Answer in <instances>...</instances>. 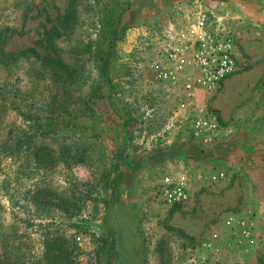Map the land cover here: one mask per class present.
Here are the masks:
<instances>
[{
  "label": "rangeland",
  "instance_id": "1",
  "mask_svg": "<svg viewBox=\"0 0 264 264\" xmlns=\"http://www.w3.org/2000/svg\"><path fill=\"white\" fill-rule=\"evenodd\" d=\"M78 1L73 30L56 40L80 76L67 84L17 52L46 53L43 32L68 0H0V28H11L3 49L16 54L0 62V145L18 127L31 135L33 120H24L31 114L51 129L30 145L55 156L35 163L33 149L0 150V264H264V0ZM106 7L124 27L108 83L81 50L97 39ZM197 8L234 37L241 61L214 94L194 92L221 126L205 146L171 123L178 85L153 81L147 67L162 32ZM62 148L72 159L83 153V162L60 158ZM216 169L224 178L193 179L189 199L168 215L156 188L163 174ZM229 215L250 223L251 243L230 234ZM53 236H62L61 257L58 248L50 255L45 240Z\"/></svg>",
  "mask_w": 264,
  "mask_h": 264
},
{
  "label": "built area",
  "instance_id": "2",
  "mask_svg": "<svg viewBox=\"0 0 264 264\" xmlns=\"http://www.w3.org/2000/svg\"><path fill=\"white\" fill-rule=\"evenodd\" d=\"M235 39L214 26L211 15L197 8L182 25L165 29L151 49L148 61L150 77L156 82L177 84L180 98L167 109L171 123H179L184 132L201 145H210L221 131L217 117L203 104L192 100L195 90L214 94L224 81L239 69ZM223 170L193 174L186 170L163 174L157 182V196L166 205L183 204L189 199L193 179L213 185L224 178ZM229 215L225 220L238 242L251 243V225Z\"/></svg>",
  "mask_w": 264,
  "mask_h": 264
},
{
  "label": "trees",
  "instance_id": "3",
  "mask_svg": "<svg viewBox=\"0 0 264 264\" xmlns=\"http://www.w3.org/2000/svg\"><path fill=\"white\" fill-rule=\"evenodd\" d=\"M78 2V0H68L65 10L60 19H58L57 23L50 24L44 30L41 44L44 47V50H46V53L41 54L31 46L25 47L17 52L19 55L31 56L35 58L42 66L50 68L54 72L55 76L60 78L61 82L67 84L78 83L80 76L77 73L76 67L71 63L66 62L59 55L56 40L67 37L69 32L73 30L76 23V5H78ZM98 28L97 39L85 44L81 50L91 55L92 61H94L95 67L97 68L103 81L108 83L111 81V75L109 73L110 67L117 57L115 46L122 37L124 27L119 22V14H117L114 9L112 10L111 8L106 7L103 14L98 17ZM9 31H11V28L9 27L0 28V62H4L6 59L16 55L14 53L6 52L3 49V45L5 44L7 37L6 34ZM246 68H248V66L242 67V69ZM24 117V120L28 123L33 120L32 124H28L31 128V135L25 136L27 133L25 132L26 129L18 127L15 138H9L7 141L2 143L0 145V150H7L11 155L28 149H33L32 153L36 160H34L35 163L45 162L47 158L55 157L44 144H36L33 147L30 145V141H33L37 135H45L50 132L51 128L47 127L50 126L49 123H40L36 118H32L31 114H27ZM63 148L59 152L60 158L68 159L73 164H77L80 161L83 162V153L82 156L76 153V158L72 159L70 152L68 150H63ZM203 190L205 189L202 187L199 188L194 195L197 196ZM64 203H66V201ZM179 206V204L171 205L168 209V215L177 210ZM60 237L62 238V236H53L52 238L45 240L50 241L49 246L51 249V256L55 255V249L58 248L55 258L61 257L60 253L64 250V242L60 240ZM3 245L6 246V243H3ZM47 253L48 248L46 249V254ZM51 261L52 263H55L52 258ZM67 262L68 261L65 259L62 261V264H67Z\"/></svg>",
  "mask_w": 264,
  "mask_h": 264
},
{
  "label": "crops",
  "instance_id": "4",
  "mask_svg": "<svg viewBox=\"0 0 264 264\" xmlns=\"http://www.w3.org/2000/svg\"><path fill=\"white\" fill-rule=\"evenodd\" d=\"M233 1H235V2H239V0H233ZM259 9L257 8V9H255V8H253V12H254V14H257V11H258ZM191 196H192V194H191Z\"/></svg>",
  "mask_w": 264,
  "mask_h": 264
}]
</instances>
